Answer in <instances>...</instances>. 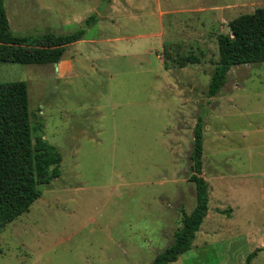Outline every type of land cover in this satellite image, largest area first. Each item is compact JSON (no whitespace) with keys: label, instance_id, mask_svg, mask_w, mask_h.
I'll return each instance as SVG.
<instances>
[{"label":"rangeland","instance_id":"374dc122","mask_svg":"<svg viewBox=\"0 0 264 264\" xmlns=\"http://www.w3.org/2000/svg\"><path fill=\"white\" fill-rule=\"evenodd\" d=\"M264 0H3L15 37L75 31L55 65L0 64L26 86L30 124L59 176L0 228V264H149L194 205L192 127L203 117L208 210L169 264H264V63L205 96L215 36ZM194 58L196 62L181 61ZM38 134L33 130L32 136Z\"/></svg>","mask_w":264,"mask_h":264},{"label":"trees","instance_id":"16d2710c","mask_svg":"<svg viewBox=\"0 0 264 264\" xmlns=\"http://www.w3.org/2000/svg\"><path fill=\"white\" fill-rule=\"evenodd\" d=\"M108 1V0H105ZM96 15L86 17L75 31L54 35L15 37L11 34L0 0V64L54 65L67 46L79 41L86 28L95 23ZM229 34L215 36L217 59L206 89L207 98L215 97L223 87L231 67L264 63V7L238 15L227 23ZM181 61L196 62L194 58ZM42 122L32 128L23 82H0V228L28 212L40 195V186L59 176V152L42 138ZM38 134L32 136V131ZM203 117L197 115L192 127L188 154L187 181L193 185L194 205L189 213L181 212L180 226L172 233L170 243L149 264H169L188 252L208 210V186L201 177ZM256 251L249 253V264Z\"/></svg>","mask_w":264,"mask_h":264},{"label":"crops","instance_id":"0c3cea01","mask_svg":"<svg viewBox=\"0 0 264 264\" xmlns=\"http://www.w3.org/2000/svg\"><path fill=\"white\" fill-rule=\"evenodd\" d=\"M60 61H61V60H60ZM60 61H59V62H60Z\"/></svg>","mask_w":264,"mask_h":264},{"label":"water","instance_id":"95a60500","mask_svg":"<svg viewBox=\"0 0 264 264\" xmlns=\"http://www.w3.org/2000/svg\"><path fill=\"white\" fill-rule=\"evenodd\" d=\"M55 65V64H54Z\"/></svg>","mask_w":264,"mask_h":264}]
</instances>
